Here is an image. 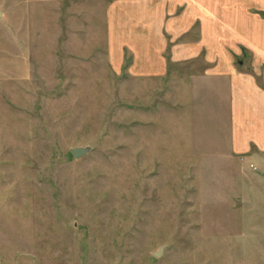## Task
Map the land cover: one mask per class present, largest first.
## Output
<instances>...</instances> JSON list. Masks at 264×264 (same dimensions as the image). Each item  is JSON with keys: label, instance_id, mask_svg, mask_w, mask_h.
I'll list each match as a JSON object with an SVG mask.
<instances>
[{"label": "rangeland", "instance_id": "rangeland-1", "mask_svg": "<svg viewBox=\"0 0 264 264\" xmlns=\"http://www.w3.org/2000/svg\"><path fill=\"white\" fill-rule=\"evenodd\" d=\"M140 2L0 0V264H264V152L205 51L174 59L200 23Z\"/></svg>", "mask_w": 264, "mask_h": 264}, {"label": "crops", "instance_id": "crops-1", "mask_svg": "<svg viewBox=\"0 0 264 264\" xmlns=\"http://www.w3.org/2000/svg\"><path fill=\"white\" fill-rule=\"evenodd\" d=\"M140 1L139 4L148 13H156V4H163L162 23L152 28H165L174 39L184 35L194 23H200V37L195 41L184 42L183 48L178 47L179 50L176 48L174 59L184 60L205 51L206 60L216 64L206 73L210 76H227L229 80L234 150L247 152L252 143H256L264 152V82H260L252 71L238 68L227 47H233L236 52L239 50L234 48L236 46L247 47L253 52L252 58L258 62L259 68L264 67L262 0L261 3L258 0L245 7L231 5L228 0ZM219 61L226 62L221 65Z\"/></svg>", "mask_w": 264, "mask_h": 264}, {"label": "water", "instance_id": "water-1", "mask_svg": "<svg viewBox=\"0 0 264 264\" xmlns=\"http://www.w3.org/2000/svg\"><path fill=\"white\" fill-rule=\"evenodd\" d=\"M71 151L76 157H81L82 155H84L87 152V148L77 146V147L71 148ZM161 254H162L161 250L155 252L156 256H160Z\"/></svg>", "mask_w": 264, "mask_h": 264}]
</instances>
